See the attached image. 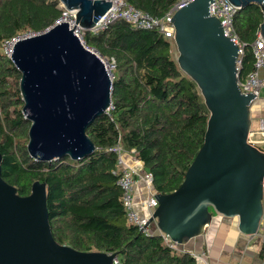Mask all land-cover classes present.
<instances>
[{"label":"water","instance_id":"water-1","mask_svg":"<svg viewBox=\"0 0 264 264\" xmlns=\"http://www.w3.org/2000/svg\"><path fill=\"white\" fill-rule=\"evenodd\" d=\"M76 11L75 24L88 31L110 0H58ZM211 0H193L172 15V41L179 69L195 84L208 110L202 143L183 179L169 193L155 192L149 221L178 245L202 235L213 217L234 219L243 236L255 235L263 216L264 152L247 142L252 93L237 85L238 45L209 15ZM263 12L264 0H229ZM10 60L20 72L21 112L30 121L26 150L41 161L87 157L94 144L86 134L111 102V78L102 60L82 46L65 22L15 42ZM213 213V214H212ZM114 253L80 251L57 243L46 209L45 184L31 183L21 196L1 177L0 264H112Z\"/></svg>","mask_w":264,"mask_h":264},{"label":"trees","instance_id":"trees-1","mask_svg":"<svg viewBox=\"0 0 264 264\" xmlns=\"http://www.w3.org/2000/svg\"><path fill=\"white\" fill-rule=\"evenodd\" d=\"M134 8L161 17L177 0H125ZM58 0H0V46L25 31L40 32L60 15ZM263 12L255 4L236 10L233 29L243 44L239 78L252 69L251 43ZM85 43L113 59L111 108L95 118L86 134L94 144L87 157L41 161L28 155L30 121L21 108L20 72L0 48L1 177L19 195L31 183L45 184L48 222L54 240L80 251L114 253L121 264H196L187 251L169 247L157 233L144 235L128 222L113 170L117 142L134 150L152 174L156 192L169 193L181 183L199 149L208 110L196 84L172 55L173 41L155 29H141L117 19ZM213 214V213H212ZM264 254V243L260 247Z\"/></svg>","mask_w":264,"mask_h":264},{"label":"built area","instance_id":"built-area-1","mask_svg":"<svg viewBox=\"0 0 264 264\" xmlns=\"http://www.w3.org/2000/svg\"><path fill=\"white\" fill-rule=\"evenodd\" d=\"M193 0H177L161 17L150 15L144 11H140L134 8L130 3L125 0H110V7L108 10L99 16L94 25L89 28L88 31L96 34L107 28L109 24L117 19H123L129 22L132 26L141 29H155L165 37H173L174 29L172 25L173 13L192 2ZM58 6L60 7V15L54 20L53 24L65 22L69 29L72 30L73 34L82 42L83 46L92 52L94 51L97 56L103 60L108 68L110 78H112V70L114 69V60L106 59L102 57L93 47L88 46L84 41V30L79 24H75L76 11L73 9L65 8L59 1ZM237 10L229 0H211L208 5V13L211 16L216 17L222 27L223 34L229 37L238 45V58L236 61V68L239 71L240 66V55L243 52V44L238 41L237 35L233 29L232 21L233 16ZM52 24V25H53ZM38 32L25 31L15 36L4 39L1 43V50L5 55L10 57L12 53L13 45L16 41L33 36ZM251 49L253 54V64L250 72L243 78L240 79L238 75L237 85L242 93H252L255 99L259 96V91L264 88V41L257 32L256 38L251 43ZM104 64V63H103ZM104 64V66H105ZM106 68V67H105ZM111 108V102L105 113H108ZM258 136V139L254 141L252 137ZM247 142L255 146L258 150L264 152V117H260L257 120V127L252 129L251 125L247 135ZM108 150L114 152L117 156V161L113 173L116 175V184L121 190V203L125 209L126 217L128 222L133 223L137 226L140 232L144 235H150L152 233L160 234L164 242L171 248L177 249V244L173 242L166 234L159 232H153L150 229L149 217L152 214V210L157 205V201L154 197L155 190L152 187V174L146 171L143 167L142 161L137 159L134 154V150L131 149L126 151L121 148L117 142L113 146L109 147ZM129 153L130 156L134 155L136 164H130L125 159V154ZM139 182H143L148 189L147 198L139 200L138 204L147 210L146 216H141L136 210V201L134 200L135 189L138 187ZM262 204L264 212V173L262 177ZM261 230V240L264 243V226H259L258 231ZM257 231V232H258ZM195 261L202 259L204 252L201 253H190ZM112 264H121L117 257H114ZM264 264V254L260 256L259 263Z\"/></svg>","mask_w":264,"mask_h":264},{"label":"crops","instance_id":"crops-1","mask_svg":"<svg viewBox=\"0 0 264 264\" xmlns=\"http://www.w3.org/2000/svg\"><path fill=\"white\" fill-rule=\"evenodd\" d=\"M125 159L130 164L137 163L134 155L130 156L129 153L125 154ZM148 193L146 185L139 182L135 189L134 200L135 208L141 216H146L147 210L138 202L147 198ZM234 222L232 218L213 217L208 229L202 235L191 239L185 245H178L177 249L189 253L204 252L202 259L196 261V264H258L262 245L261 234L257 238L256 235L238 234ZM260 225L264 226V213ZM150 229L157 232L155 225H150Z\"/></svg>","mask_w":264,"mask_h":264},{"label":"rangeland","instance_id":"rangeland-1","mask_svg":"<svg viewBox=\"0 0 264 264\" xmlns=\"http://www.w3.org/2000/svg\"><path fill=\"white\" fill-rule=\"evenodd\" d=\"M176 54H177L176 49L173 46L172 55H173L174 58H175ZM250 112H251V120H252V129H254V128L257 127V120H258V118L264 117V88H261L260 89L259 96L252 103L251 108H250ZM252 139L254 141H256L258 139V136L255 135L254 137H252ZM150 225L151 226L154 225V222H151ZM258 232L255 234L256 235L255 236L256 238L261 233V231L259 233Z\"/></svg>","mask_w":264,"mask_h":264},{"label":"bare ground","instance_id":"bare-ground-1","mask_svg":"<svg viewBox=\"0 0 264 264\" xmlns=\"http://www.w3.org/2000/svg\"><path fill=\"white\" fill-rule=\"evenodd\" d=\"M79 40V39H78ZM80 42V41H79ZM80 44L83 46V44H82V42H80ZM87 49V48H86ZM89 50V49H88ZM94 52V51H93ZM95 53V52H94ZM96 54V53H95ZM97 55V54H96ZM102 62L105 64V62L102 60ZM103 64V65H104ZM104 67H106L105 68V70H106V72H107V74H108V76L110 77V74H109V72H108V68H107V66H106V64H105V66Z\"/></svg>","mask_w":264,"mask_h":264}]
</instances>
